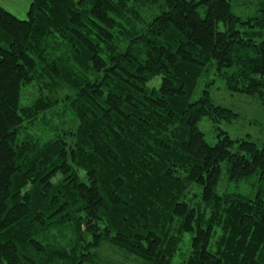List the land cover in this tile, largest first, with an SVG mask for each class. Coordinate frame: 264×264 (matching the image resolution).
Masks as SVG:
<instances>
[{
	"label": "trees",
	"instance_id": "obj_1",
	"mask_svg": "<svg viewBox=\"0 0 264 264\" xmlns=\"http://www.w3.org/2000/svg\"><path fill=\"white\" fill-rule=\"evenodd\" d=\"M213 72L264 107V0L0 7V264H264V142L207 141Z\"/></svg>",
	"mask_w": 264,
	"mask_h": 264
},
{
	"label": "rangeland",
	"instance_id": "obj_2",
	"mask_svg": "<svg viewBox=\"0 0 264 264\" xmlns=\"http://www.w3.org/2000/svg\"><path fill=\"white\" fill-rule=\"evenodd\" d=\"M32 0H0V7L7 9L20 19H26L27 13ZM262 0H231L234 13L247 18L255 13L258 8L259 2ZM159 81V79H157ZM156 81V80H155ZM203 89H209L211 96L217 104L230 108L239 114L238 118L228 122L213 123L208 117H204L199 122L200 130L205 134V138L208 142L215 143L219 139L221 132H224L232 138H248L252 139L259 146L264 142V107L251 96H247L242 93H232L226 89L224 82L216 75L211 73L206 75L199 83L196 93L194 95L197 98ZM37 91L35 88L28 87L23 91L22 103L27 105L31 103L37 97ZM223 136V135H222ZM246 185H236L229 183L226 170L223 169L221 182L218 186L219 192H245ZM199 193L200 191L195 190ZM191 192V195L194 194ZM193 201H198V196L193 197ZM103 257L107 262L111 264H123L126 263L135 264L139 263L134 257H127L122 252L105 246L103 248Z\"/></svg>",
	"mask_w": 264,
	"mask_h": 264
}]
</instances>
